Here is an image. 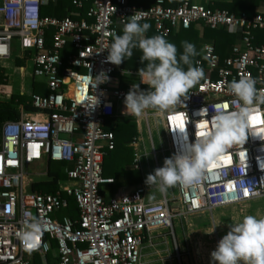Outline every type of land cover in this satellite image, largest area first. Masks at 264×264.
<instances>
[{
  "label": "built area",
  "instance_id": "obj_1",
  "mask_svg": "<svg viewBox=\"0 0 264 264\" xmlns=\"http://www.w3.org/2000/svg\"><path fill=\"white\" fill-rule=\"evenodd\" d=\"M58 1L0 0V73L17 41L21 58L32 63V78L48 90L30 94V104L44 119L21 107L19 117L1 127L0 264H142L144 239L156 231H173L178 216L264 196V140L259 138L264 137V106L252 122L251 130L259 137L249 134L242 147L229 149L197 185L176 186L181 214L171 208L172 198L162 194L150 200L145 187L108 197L105 188L115 179L103 174L104 157L115 147L114 132L106 129L105 120L127 93L111 84L120 65L106 60L104 48L113 42V32L118 34L133 13H142L152 22L154 35L165 38L191 26L223 29L239 38L224 59L213 42L202 43L195 66L203 69L204 77L187 94L184 106L164 114L152 108L144 112L147 124L150 117L161 123L173 155L195 140L205 119L200 109H208L210 117L219 106L232 110L241 103L228 91L229 82L251 76L264 92V2L255 13L235 14L194 0H178L174 6L156 0L148 7L130 0H74L77 9L89 3L84 17L42 15L43 6ZM254 31L263 33L262 42ZM102 72L108 80L94 90L91 84ZM95 95L97 104L88 108ZM180 118L187 120L183 132L178 129ZM49 162L72 167L64 168L66 179L54 193L32 191L28 168L44 163L41 174L47 176ZM70 198L76 218L65 213ZM30 217L43 226L41 247L31 252L17 236Z\"/></svg>",
  "mask_w": 264,
  "mask_h": 264
},
{
  "label": "clouds",
  "instance_id": "obj_2",
  "mask_svg": "<svg viewBox=\"0 0 264 264\" xmlns=\"http://www.w3.org/2000/svg\"><path fill=\"white\" fill-rule=\"evenodd\" d=\"M130 17L122 34L113 32V42L104 48L108 51L106 60L116 65L130 58L133 48L142 53L140 60L143 67L138 69L140 83L148 85V88L141 89L137 83L131 85L124 97L123 114L140 117L149 108L164 114L177 106H184L187 94L204 77L203 69L194 66L193 58L198 55L195 45L182 42L183 51L178 54L176 45L163 35H145L150 24L142 13H133ZM95 77L94 84H91L94 90L98 84L108 80L103 72ZM227 88L241 103L232 110L219 106L210 117L208 109H200L199 113L205 119L195 132V140L185 143L182 151L164 158L162 166L146 176L148 187L155 186L166 195L171 187L195 186L204 178L209 166L223 158L229 149L242 147L249 134L258 136L251 129L256 119L254 113L264 106V92L256 88V80L251 76L234 79ZM97 102L95 95V102L88 108L94 107ZM186 121H183L182 128H178L181 132ZM259 138L264 140V137ZM42 232L41 222L30 217L17 236L24 248L31 252L41 247ZM210 256V264H264V218L247 215L241 221L229 224V230L217 242Z\"/></svg>",
  "mask_w": 264,
  "mask_h": 264
},
{
  "label": "crops",
  "instance_id": "obj_3",
  "mask_svg": "<svg viewBox=\"0 0 264 264\" xmlns=\"http://www.w3.org/2000/svg\"><path fill=\"white\" fill-rule=\"evenodd\" d=\"M231 1L232 0H194V2L197 4H203V5H207L209 7H214L218 9L220 8V6H218L217 3H228ZM130 2L135 5L148 7V6L155 4L156 0H130ZM176 3H177V0H163V4L165 6H174ZM261 4L258 7H256V9H259L261 7ZM68 13L69 12H67V14ZM76 13L78 12H73L74 15L72 16L74 18H78V16H80L79 13L78 15H76ZM85 13L83 14L82 17L85 16ZM147 22L150 24V28L148 29L147 32H152V34L154 35L155 31H154L152 22L150 21H147ZM194 28L199 32V46H200V43L201 42L203 43L204 41L213 42V39L205 38L203 35L204 29L206 27L194 26ZM122 30H123V27L120 28L119 34H122ZM147 32L145 34L146 36H147ZM252 33H254L258 37V41H259L260 36L263 35L261 31H254ZM236 42H238V40H236L234 43ZM259 42H262V41H259ZM199 51H200L199 52V57H200L201 48ZM17 60L23 61L22 66H18L15 63V66L17 65L16 69L19 72L21 77H25L27 75L26 65L31 64L30 72L28 74L29 78L31 79L30 89H29L30 92L28 95H30L33 92V88L35 84H37L38 87L44 86L43 83L35 81L32 78V74H31L32 63L30 61H27L21 58V56L17 58L15 62ZM2 65L4 67L6 66L4 65V62L2 63ZM1 75H3L4 80H6L5 78L7 77V72L5 68L2 69ZM135 82L142 84L140 83L139 72L134 71V70L124 69L120 64L119 70L116 71V73L114 74V78L111 84L114 86H118L119 88L128 92L131 85L135 84ZM125 84L128 85L127 88L124 87ZM4 87L5 85L0 83V90L3 89L1 90L3 92L5 91ZM20 87H21V92L18 94H24L23 92L25 90L24 85ZM140 88L142 89L141 86ZM6 97L8 98H6L5 101H9L11 98V95L6 94ZM15 105H17L18 111L20 110L21 107L24 109L22 104L15 103ZM124 109H125V105L123 101L117 103L114 109V115L105 120V127L108 130L112 129V131L114 132V129L116 128L118 124L117 122L119 121L118 119H121L120 121L122 122H126L127 124H133L136 133L134 135H129L130 136L129 140L123 144L124 146L123 148H125L124 152L126 151L127 155L124 154L123 152L122 157L119 156L118 158H116L114 162H111L113 163L112 166H107L105 169L106 176L112 177L115 179L114 184H111L105 188L106 195L108 197L117 196L123 193L130 192L140 187H145L148 190V196H149L150 187H148L145 184V179L147 176L145 160H146V157H148V152L146 151L145 147H142V149H140L138 145L139 143H137L136 141L138 133L140 132V128H142V121L143 120L145 121V119L143 115L140 117H137L136 119L131 117L132 115H127V114L124 115L123 114ZM27 112L30 114L31 117H34L36 119L45 118V116L42 115L41 113H37L35 111H27ZM109 119L111 120V122L108 123ZM150 119L151 117L148 119V124L146 122L148 127L150 125ZM41 164L44 166V170H45L46 169L45 164L44 163H41ZM66 165H71L72 167L71 163H65V168H66ZM156 165H158L157 161H156ZM71 167L67 166V168H71ZM46 179H48V175L45 176L43 180H46ZM161 197H162V194H161ZM149 198L150 200H155L151 196H149ZM262 199H264V196L254 198L252 200H249L243 203L221 206V207L212 209L210 211L188 213V214L178 216L177 218H175L176 228L174 229V224H173L172 234L174 235L177 245L180 247L182 251L181 258H180V264H210L211 262L210 253L212 250L215 249L217 242L229 230V224L239 222L243 219V217L247 215L256 216L258 219L264 218L263 217L264 216V205H262V203L260 204V201ZM62 215L64 214H58V217H61ZM161 234L163 235L162 238L168 239V237L165 235V231H156V232H153L150 239L147 237L144 239L143 245H148L150 247L155 248L156 246V244H154L155 237L160 236ZM158 239H161V238H158Z\"/></svg>",
  "mask_w": 264,
  "mask_h": 264
},
{
  "label": "trees",
  "instance_id": "obj_4",
  "mask_svg": "<svg viewBox=\"0 0 264 264\" xmlns=\"http://www.w3.org/2000/svg\"><path fill=\"white\" fill-rule=\"evenodd\" d=\"M264 0H232L228 3H217L218 6H220L219 9H226L229 10L235 14H238L242 11H248L250 13H255L256 7H258ZM178 3V0H177ZM176 3V4H177ZM175 4V5H176ZM89 3L85 5L81 9H77L74 6V0H59L58 3L53 5H46L42 7V15H54L58 18H62L69 13L78 12L80 16L78 18H81L83 14L85 13L86 9H88ZM214 8V7H212ZM119 34V33H118ZM261 34V33H259ZM205 38H211L213 39V43L216 47V51L220 55L222 59L229 56L231 53V47L234 44L236 40L239 38L232 33L227 32L223 29H211L206 27L204 29L203 33ZM147 36H153L152 32H147ZM166 39L175 44L177 47L178 54L183 51L182 48V42L188 41L195 45L198 55L193 58L194 66H195V60L199 57V50L201 48L202 42L199 46V32L194 28V26H191L189 29H183L175 34H171ZM259 41H263V35L260 36ZM72 50L69 49L68 52H71ZM133 55L130 58H127L125 61L121 63V66L124 69L134 70L138 71L139 68L143 67L140 55L142 54L141 51L138 48H133ZM66 54V53H65ZM146 63V62H145ZM16 64L18 66L23 65V61L17 60ZM187 67L186 65L184 66ZM139 72V71H138ZM4 76L0 73V83L4 84ZM139 84L138 82H135V84ZM142 89H147L148 85L139 84ZM127 84L124 85L125 88H127ZM33 92L46 94L47 89L45 86L38 87L37 84L34 85ZM16 101V102H15ZM17 104H22L24 109L27 111H35V109L30 104V95L26 94H12L9 101H1L0 102V134H1V127L2 124L7 120H14L19 117V111L17 109ZM127 119V118H126ZM117 126L114 129L115 133V147L113 150L109 151L108 154L104 157L103 161V174H105V169L107 166H112L114 160L118 158L119 156H123V152L125 148H123V144L129 140V135H134L136 133L134 125L133 124H127L126 122L120 121L121 119H118ZM111 122V120H108V123ZM124 154L127 155V152L125 151ZM71 165H66V167ZM65 163H48V179L46 180H40L31 183L30 188L34 192H47V193H54L58 187L59 182L66 179V174L64 172ZM70 206L67 210H65V213L72 218L77 217V207L73 199H69ZM36 263L40 261L39 256L36 255L35 257Z\"/></svg>",
  "mask_w": 264,
  "mask_h": 264
},
{
  "label": "rangeland",
  "instance_id": "obj_5",
  "mask_svg": "<svg viewBox=\"0 0 264 264\" xmlns=\"http://www.w3.org/2000/svg\"><path fill=\"white\" fill-rule=\"evenodd\" d=\"M21 52L19 50L17 41L14 42L12 55L9 60L4 61V65L7 77L4 81L5 91L0 90V102L5 101L6 94H18L21 92V87L24 85L25 90L24 94L28 95L30 92V82L29 72L31 68V64L26 65L27 75L25 77H21L19 72L17 71V65L15 66V60L19 58ZM130 117V116H129ZM133 118H137L136 116H131ZM137 143H139V148H146L148 152V157L145 160L146 174L152 173L155 168L162 166L164 158L170 157V152L167 147V142L165 138V134L163 131V127L161 123L153 118L150 119V125L146 124V121H142V128H140V132L137 136ZM156 161L158 165H156ZM44 166L42 164H37L30 166L27 171V182L33 183L36 181L43 180L45 175L43 173ZM149 196H151L155 200H159L161 198V193L158 191L157 187L150 186L149 188ZM169 198H172L170 201L171 208L174 210L175 214H181L182 206L177 199V189L175 187L169 188L167 194ZM264 205V199L260 201V204ZM188 214V213H185ZM264 217V216H263ZM176 220H173L174 229L176 228ZM165 235L168 239L162 238L163 235L155 237L154 244H156L155 248L150 247L148 245H143L142 247V264H180V258L182 251L180 247L177 245V242L172 234V231H165ZM161 238V239H158ZM169 240V241H168ZM155 249V250H154Z\"/></svg>",
  "mask_w": 264,
  "mask_h": 264
},
{
  "label": "snow or ice",
  "instance_id": "obj_6",
  "mask_svg": "<svg viewBox=\"0 0 264 264\" xmlns=\"http://www.w3.org/2000/svg\"><path fill=\"white\" fill-rule=\"evenodd\" d=\"M180 127L182 128L183 127V119L180 118ZM29 247H32V245H30Z\"/></svg>",
  "mask_w": 264,
  "mask_h": 264
}]
</instances>
